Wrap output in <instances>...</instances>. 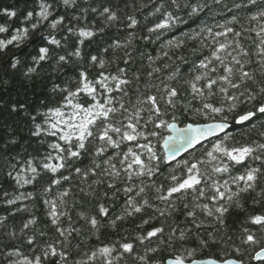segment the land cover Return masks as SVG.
Here are the masks:
<instances>
[{
    "label": "snow or ice",
    "instance_id": "6c2138e0",
    "mask_svg": "<svg viewBox=\"0 0 264 264\" xmlns=\"http://www.w3.org/2000/svg\"><path fill=\"white\" fill-rule=\"evenodd\" d=\"M138 12L143 15L142 35L137 34ZM241 12L248 27L240 22ZM89 13L101 20V27L84 23ZM0 14L9 20L18 15L8 8ZM217 17H224L223 22ZM121 25L127 31L123 41L116 38L95 54L85 52L86 42ZM246 33H254L258 43ZM0 34H7L0 38V57L20 51V56L13 52L6 64L0 63V88L10 84L7 74L20 73L25 96L37 87L46 92L35 107L27 98L0 102V112L16 117L18 124L26 122L32 138L21 145L11 125L0 135V205L6 208L0 214V237L17 239L10 221L22 212L30 215L21 222L20 235L35 229L25 237L33 255L5 244L0 264H264V211L250 215L235 239L226 220L233 208L244 210L245 194L256 193L252 204L264 205V187L257 192L264 177V142L227 143L234 126L258 130L264 140V0H105L99 6L92 0H36L20 26L10 30L7 23L0 24ZM136 40L159 49L155 56L138 53L149 61L142 86L143 74L132 70ZM245 41H252L254 49ZM26 43L35 51L22 59ZM189 43L195 44L189 51L196 59L191 61V78L181 81L176 61L188 63L183 50ZM160 60L166 62L157 65ZM165 69L172 70L159 79L157 74ZM205 141L211 147L197 158V146L204 148ZM184 153L188 157L178 159ZM250 160L260 166H251ZM161 165L168 175L166 183L157 184ZM235 166H243L244 172L232 175ZM29 186L31 191H21ZM70 196L71 207L94 202V212L77 213L82 227L72 225ZM121 196L120 211L113 215L114 206L104 201ZM26 201L32 202L31 208ZM37 202L58 236L55 241L37 243L47 235L36 229ZM198 213L219 225L206 238L199 235L205 225ZM178 214L196 230V248L185 245L193 228L174 223ZM137 215L140 231L133 240L124 236L101 242L70 259L73 247L80 250L72 239L81 237L85 227V239L100 240L102 227L119 232L122 222ZM62 218H67V227ZM154 221L159 223L144 231ZM215 245L225 248L222 256L196 258L198 251ZM164 250L166 257L152 258Z\"/></svg>",
    "mask_w": 264,
    "mask_h": 264
},
{
    "label": "trees",
    "instance_id": "16d2710c",
    "mask_svg": "<svg viewBox=\"0 0 264 264\" xmlns=\"http://www.w3.org/2000/svg\"><path fill=\"white\" fill-rule=\"evenodd\" d=\"M105 2V0H92L93 6H99L100 3ZM108 2L115 3V0H108ZM130 3H139V0H129ZM144 3H148V0H143ZM229 3H231V0H228ZM239 2V0H237ZM86 6V5H82ZM34 7H36V0H0V9L8 8L10 10H16L18 15L17 17H14L12 19H8L4 15L0 14V24L7 23L11 29H15L16 27L20 26L21 19L23 15L29 11L32 10ZM121 7H123V3L121 4ZM151 8V5L149 4L148 8L144 9V13L146 14ZM130 11V10H129ZM252 11H255V9H252ZM70 15V14H69ZM138 18L141 20V26L137 31L138 35L144 34V22H143V15H141L139 12L136 13ZM227 15H231V13H228ZM224 17H217V20L220 22H223ZM95 22V26L97 28L102 26L101 20L95 16V14L89 13L87 21L84 23H92ZM240 22L245 26L248 27V21L245 18V13H240ZM238 27V26H237ZM43 31V29L41 30ZM127 34V31L125 28L121 25L117 28H109L105 29V34L102 36H98L94 42L91 44H88L86 42L85 44V52H92L96 53L99 51V49L105 45L106 43L111 42V40L119 38L121 41L125 38ZM7 34H0V38H3ZM62 35V34H60ZM60 35L57 36V38H60ZM172 35V34H169ZM246 35H251L253 40H256L258 43V38L255 37L254 33H246ZM36 38V35H33V39ZM30 43V42H29ZM246 45H250L254 49V45L252 44V41H245ZM69 44L71 46L72 41H69ZM194 43H189V45L183 50V54L187 57L188 63H181L180 61H176L177 64H180L182 76L181 81L188 80L191 78V61L196 59L193 57L190 53V49L194 47ZM134 47L137 49V53H135V63L132 65V70H139L143 74V80L141 81V86L143 85L144 80H147L146 72L148 70V64L149 61L147 58H141L139 56L140 51H144L145 53H151L153 56L157 55L159 52L158 47L155 44H146L142 40H136ZM35 49L34 46L30 47L28 43H26L24 47V57H21L24 59L29 54L34 53ZM15 53L17 56H20V51L16 49H12L11 52H9L7 55H4L0 57V63H7L9 57L12 55V53ZM165 60L157 61V65H161L165 63ZM168 63H171V61H167ZM123 67V65H120ZM47 68V65H45ZM172 69H165L163 72H161L158 75L159 79H164L167 74ZM111 71H115V65H113ZM131 74V71H130ZM2 75V74H0ZM6 78L10 80V84L6 88H0V102L4 104L11 103L14 100H23L27 98L30 101L31 107H35L36 104L39 102V100L46 95V92L42 87H37L29 90L27 92V96H25V82L22 80V77L20 73H16L15 75L9 73L7 74ZM156 82L158 83L159 80L157 79ZM175 86L180 87L179 84H176ZM219 97H216L215 100H218ZM215 102V101H214ZM243 108V106H242ZM184 122H188L186 119ZM201 122H204L201 120ZM0 123H3L5 127L0 128V135H3L7 131V125H11L12 129L14 130L15 134L18 136L20 140L21 145L29 144L32 141V138L29 136L28 131V125L25 122L24 124H18L16 123V117L9 116L7 113L0 112ZM232 134V139H229L227 143L229 146L240 144H250L253 140H259V142H264V140L260 139L258 136V130H250L248 128L243 129H237L235 126L229 130ZM223 135V134H222ZM212 142H215V138H212ZM205 147L201 148L200 146L197 147L196 152L194 153L197 158L203 155L204 151L211 147V144L207 141L204 143ZM188 153L183 156L182 158H187ZM180 158V159H182ZM175 163V162H173ZM251 166H260L259 161H249L248 162ZM244 172L243 166H235L232 170V175H236L239 173ZM161 175L156 178V183H166L164 181V176L168 175V170L164 165H161ZM225 179L228 178L227 174L224 176ZM85 186V185H80ZM64 187H68L67 184L64 185ZM234 187V186H233ZM260 187H264V177H262L260 184L257 188V192L260 190ZM28 190L31 191V186H29L27 189H21V191ZM72 191L73 196L78 193V188L76 187V182L74 181L72 184ZM55 194V190H54ZM151 195V193H150ZM256 193H249L245 194L243 196V201L245 202V208L244 210L233 208L230 213L227 215L226 220L228 223V234L233 236L235 239L240 235V229L241 226L244 225L248 221V217L255 213H260L264 211V205H253L252 204V197L255 196ZM123 196H121L120 200L116 201H104L106 204L110 206H114L113 208V215L118 214L121 207ZM207 202V201H204ZM25 203L29 204V207H32V202L26 201ZM72 203V197H69V212L72 217V225L73 227H82L84 226V221L81 220L77 213L79 211L84 212H94V202L88 203L86 202L83 206L80 204H77L76 207H71ZM162 206V205H161ZM0 214H6V208L3 205H0ZM33 214H35L39 218V222L36 226V229L43 230L47 233V235L41 240L38 238L37 243L42 244L43 241L46 240H57L58 236L54 230L49 224L48 219L45 215V208L42 204L39 202L36 203L35 208H33ZM29 213L22 212L16 214L14 218L10 221L15 225V230L17 231V239L14 241L8 240L6 237H0V248H3L5 244H8L9 246H15L20 248V250L23 252L24 255L32 256V246H29L26 243L25 237L27 235L32 234V231L35 229L26 230L25 235L21 236L19 233V227L21 225V222L29 218ZM200 220L204 221L205 227L201 228L199 230V235L203 237H207L208 232L214 231L215 229L219 228V225L216 224V222L210 218L206 217L202 214H199ZM140 215H137L135 219L129 218L126 222H122L120 224V231L119 232H113L110 229L102 227L100 230V240H96L95 236H93L91 239H85V237L88 236V229L85 227L84 231L81 235V237H74L72 239V245L75 246L78 242L80 243V250L79 253L75 250L73 247L71 250V257L70 259L80 258L79 254L85 251H88L89 249H92L99 245L101 242L103 243H111L113 240L121 239L124 236H127L129 240H133L136 233L140 231V229L136 228V225L140 223ZM62 223L64 227L68 226V220L67 218H62ZM158 221H154L153 224L147 225L144 228V231H146L148 228L152 227L154 224H158ZM173 223V221H169V224ZM174 223H178L181 227H187V228H193V225L191 224L189 219H186L182 214H178L176 217V220ZM166 227V234L168 231V225H165ZM255 230V228H253ZM223 232V229H221V232L218 233L221 234ZM196 230L193 228V234L189 237L187 241H185V245L187 247L196 248L197 247V240H196ZM238 243V241H237ZM229 245H231V242H229ZM179 247V245H177ZM141 254H143L144 249L142 247H138L137 249ZM225 251V248L221 247L220 245L211 246L208 249H205L204 251L200 252L198 251L197 257L198 259L208 258V257H220L222 256L223 252ZM227 251L231 252V247L229 246L227 248ZM39 252V248L37 249V253ZM168 255V251L164 250L161 252H158L152 256L153 259H162ZM233 256H235V253H233ZM227 258V257H226ZM47 264H53L52 260H49ZM129 264H131V261H129ZM247 264V262H246ZM252 264H256V262H252Z\"/></svg>",
    "mask_w": 264,
    "mask_h": 264
},
{
    "label": "water",
    "instance_id": "95a60500",
    "mask_svg": "<svg viewBox=\"0 0 264 264\" xmlns=\"http://www.w3.org/2000/svg\"><path fill=\"white\" fill-rule=\"evenodd\" d=\"M221 135H222V134H221ZM211 139H212V138H211ZM205 142H207V141H205ZM205 142H204V143H205ZM197 147H199V145H198ZM190 151H191V150H190ZM186 154H187V153H184L183 156H185ZM183 156H182V157H183ZM182 157H178V159H180V158H182ZM204 259H205V258H204Z\"/></svg>",
    "mask_w": 264,
    "mask_h": 264
},
{
    "label": "bare ground",
    "instance_id": "6f19581e",
    "mask_svg": "<svg viewBox=\"0 0 264 264\" xmlns=\"http://www.w3.org/2000/svg\"><path fill=\"white\" fill-rule=\"evenodd\" d=\"M204 259V258H203Z\"/></svg>",
    "mask_w": 264,
    "mask_h": 264
}]
</instances>
